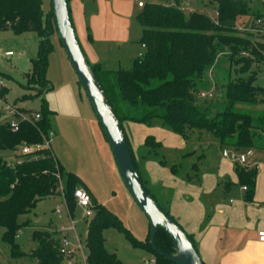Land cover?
<instances>
[{
	"label": "trees",
	"instance_id": "trees-1",
	"mask_svg": "<svg viewBox=\"0 0 264 264\" xmlns=\"http://www.w3.org/2000/svg\"><path fill=\"white\" fill-rule=\"evenodd\" d=\"M70 1L68 7L72 18ZM214 1L217 3L215 17L198 9L187 12L186 0L144 4L137 19L142 26L139 42L145 46L146 53L134 60L130 70H104L98 64L92 65L122 125L142 184L155 200L147 186L149 179L143 168L145 162L156 161L169 168L175 176L186 171L184 179L200 185L206 157L204 151L207 149L202 148L204 151L199 154L198 149L176 152L170 160L168 149L162 142L154 136H147L135 154L124 126L126 122L167 128L186 142L194 133L208 132L218 140L223 150L264 151V110L254 115L239 109L241 104L264 106V87L255 83L264 70V32L257 25V20L264 15L252 13L248 0ZM43 3V0H0V31L12 30L16 34L35 32L41 38L39 56L32 60V69L20 84L23 94L17 99L21 102L39 99V110L30 112L39 113L41 119L35 123L23 122L16 132L8 124L1 123L0 150L17 152L25 145L43 143L52 129L50 119L53 111L44 94L53 87L46 71L48 54L53 48L50 36L57 33V28L52 8L45 11ZM243 18H253L247 25L250 28L247 31L238 28V22ZM223 60L231 69L239 70L240 75L232 78L233 69L227 68L226 71L224 67L223 78L213 79L212 86L217 87L216 92L210 84L209 74L220 68ZM3 76L0 73V77ZM6 91L4 87L1 91L3 97ZM203 92H211L212 98L201 97ZM41 155L38 159L27 158L23 164L15 165L0 158V227L5 230L3 240L10 245L13 258L28 257L36 264H67V258L61 252L62 237L56 230L34 231L36 246L31 253L24 252L16 242L20 230L28 225L27 222L19 223V217L31 212L40 200L57 193L61 186L63 166L53 150L44 149ZM192 157L194 160L187 171L183 161ZM236 172L238 183L247 187L246 201H251L258 171L237 164ZM83 186L77 175H67L64 193L71 214L77 205L74 191ZM88 193L93 201V195L89 190ZM159 206L183 229L168 209ZM93 212L85 240L87 264H124L105 245L104 231L109 227H122L118 218L95 200ZM209 218L210 211L205 222ZM187 235L197 248L193 237ZM131 238L134 244L142 245L132 235ZM155 240L164 252L175 253L172 239L162 227L158 228ZM143 246L157 257L160 264H175L153 250L150 230Z\"/></svg>",
	"mask_w": 264,
	"mask_h": 264
},
{
	"label": "rangeland",
	"instance_id": "rangeland-1",
	"mask_svg": "<svg viewBox=\"0 0 264 264\" xmlns=\"http://www.w3.org/2000/svg\"><path fill=\"white\" fill-rule=\"evenodd\" d=\"M131 1L133 3V0ZM190 1L188 0V2ZM43 2L44 10L49 11L51 0H43ZM144 2L166 3V0H144ZM249 3L254 14H259L257 11L264 12V0H251ZM192 6L195 9L196 6L194 4ZM185 7L187 12L192 11L189 4H185ZM216 7L217 3L214 0H200L197 5L198 10L205 11L211 17L215 16ZM141 10L142 8L134 2L132 15L128 19L131 41L124 42L122 45L114 43L109 48L107 54L105 53L107 58L103 65L105 68L130 70L138 53L142 52L143 55L146 53V49L140 42H137L142 34V26L137 19ZM252 19L245 18L246 27ZM238 24L241 23L238 22ZM40 40L41 38L35 32L16 34L12 30L0 31V73L4 75L2 78L5 80L7 89L4 100L26 113L39 110L40 107L39 99L17 101L23 94L20 84L24 82L26 74L31 71L32 60L39 56ZM50 41L53 48L48 54L46 77L53 87L44 94V98L53 111L50 122L55 135L51 144L56 157L63 166L61 186L63 189H67L69 173L77 175L84 186L93 193V201L103 204L115 214L122 226L120 228L109 227L104 231L107 250L114 253L124 264H148L153 254L143 244L147 242L149 236V220L133 199L119 172L93 106L67 56L58 33L52 34ZM8 50L13 51L14 55L5 56V52ZM219 65H221L220 68H216L209 74L211 86L214 85L213 79L223 78L222 69L224 67L226 71L231 69L225 60L221 61ZM232 69V78L240 75L238 74L239 70H235V67ZM255 83L264 87V70L259 73ZM212 88L214 91L217 90L216 86L215 88L212 86ZM214 91L213 93H215ZM239 109L255 115L263 111L264 106L241 104ZM3 122L4 120L0 119V124ZM186 143L185 148L176 149L172 151V154H169L170 150H168L169 159L173 160L176 152H189L200 145L209 148L206 151L200 148L197 154L204 151L206 158L208 157L210 161H218L222 156L220 144L211 133H194ZM15 154L17 152L11 150H0V158L10 165L16 163ZM194 157L184 159L185 170L190 169ZM205 162L204 160L202 169ZM147 186L149 187V185ZM150 191L154 193V191ZM91 219L92 217L85 216L84 210L78 205L75 206L71 214L65 200V193L59 189L54 195L40 200L31 212L19 217V223L27 222L28 225L23 226L20 230L16 242L24 252L31 253L36 246L33 240L34 231L49 229L52 226L59 231L58 233L62 237L61 228H65L64 232L73 248H80L78 250L80 264H85L87 253L85 240ZM4 231V228L0 227V264H36L35 260L28 257H12L10 245L3 240ZM131 235L141 241L142 245L134 244ZM73 256L77 257V251H74ZM67 260L69 261V258ZM68 261L67 264H69Z\"/></svg>",
	"mask_w": 264,
	"mask_h": 264
},
{
	"label": "crops",
	"instance_id": "crops-1",
	"mask_svg": "<svg viewBox=\"0 0 264 264\" xmlns=\"http://www.w3.org/2000/svg\"><path fill=\"white\" fill-rule=\"evenodd\" d=\"M199 1L186 0V4L193 10L192 5L194 4L197 9ZM134 2V0L133 3L131 0L69 2L76 33L92 65L98 64L104 70H113L103 66L107 61L105 53L107 54L114 43L122 45L131 41L128 19L132 15ZM251 9L250 5L252 12ZM257 12L264 15V12ZM141 45L145 48L143 44ZM140 54L143 53L139 52L138 57ZM124 126L135 154L147 136H154L162 142L170 150L169 154L176 149L185 148L187 144L182 136L163 127L131 122H126ZM200 148L209 147L204 145L195 147L196 150ZM254 151L255 158L260 162V169L251 201H246L247 190L238 183L236 164L223 155L218 161H210L205 157L200 185L187 182L183 177L184 172L180 176L173 175L169 168L161 166L156 161H147L143 164L149 179L148 188L154 191L152 194L158 203L168 209L185 232L193 237L202 259L207 264H264V242H260L258 237V232L264 230V151ZM82 188L91 192L85 186ZM91 194L93 195L92 192ZM209 211L210 218L205 222ZM50 227L49 230L58 231ZM79 249L74 248L77 257L70 258L72 264L74 262L80 264Z\"/></svg>",
	"mask_w": 264,
	"mask_h": 264
},
{
	"label": "water",
	"instance_id": "water-1",
	"mask_svg": "<svg viewBox=\"0 0 264 264\" xmlns=\"http://www.w3.org/2000/svg\"><path fill=\"white\" fill-rule=\"evenodd\" d=\"M51 8L59 39L93 106L119 172L133 199L149 220L153 250L175 264H206L187 233L162 210L143 186L122 125L78 39L68 0H51ZM159 227L172 239L175 253L168 254L157 246L155 239Z\"/></svg>",
	"mask_w": 264,
	"mask_h": 264
},
{
	"label": "built area",
	"instance_id": "built-area-1",
	"mask_svg": "<svg viewBox=\"0 0 264 264\" xmlns=\"http://www.w3.org/2000/svg\"><path fill=\"white\" fill-rule=\"evenodd\" d=\"M139 7L144 6V2L142 0H134ZM241 24H238V28L241 31L249 30L250 28L245 26V20L241 19L239 21ZM257 25L261 28L262 32H264V18H260L257 20ZM1 54V51H0ZM13 51H7L5 52V56L11 57L13 56ZM143 56V54H140L139 57ZM6 87L5 80L0 77V112L1 117L0 119H3L4 122L8 124L10 129L14 132L18 131L21 124L23 122H29V123H35L36 121L41 119V115L39 113L34 112H23L18 110L17 107H14L8 103L5 102L4 97L1 95L2 89ZM201 97H212V93H201ZM18 119V120H16ZM54 136L53 130H49L46 137H44L43 143H37L32 145H25L20 148L19 151H17L16 156V164H23L27 158L30 159H38L41 157V151L44 149H52L51 143L52 138ZM222 155L225 158L230 159L232 162H234L236 165H240L242 167L248 168V169H256L257 171L260 169V162L255 158V151L253 149H249L247 151L239 152L235 151L233 149H224L222 151ZM62 192H64V189L62 186L59 188ZM243 189L247 190L246 186H243ZM74 197L76 204L80 206L84 210V214L86 217L93 216V203L90 194L87 190H85L82 187H78L74 191ZM264 207V204H263ZM61 231L63 232L62 235V249L61 252L65 255L66 258H69V264H72L70 257L74 254V248L70 243V240L67 237V234L64 232L65 228H61ZM258 237L260 242H264V230H260L258 232ZM148 264H160L158 262V259L156 256H152V258L148 261Z\"/></svg>",
	"mask_w": 264,
	"mask_h": 264
}]
</instances>
